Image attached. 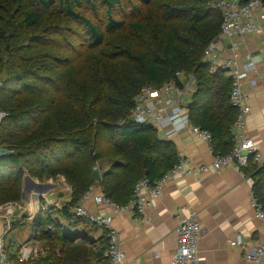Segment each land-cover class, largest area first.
Instances as JSON below:
<instances>
[{"label": "trees", "instance_id": "obj_1", "mask_svg": "<svg viewBox=\"0 0 264 264\" xmlns=\"http://www.w3.org/2000/svg\"><path fill=\"white\" fill-rule=\"evenodd\" d=\"M221 22L212 0H0V205L21 200L25 175L62 176L72 188L58 209L67 227L43 217L48 253L27 264H110L106 230L95 236L99 227L72 207L95 185L127 204L139 179L177 163L169 141L133 118L144 86L194 74L191 120L211 132L213 150L229 152L230 78L203 55ZM242 170L264 204V164Z\"/></svg>", "mask_w": 264, "mask_h": 264}, {"label": "crops", "instance_id": "obj_2", "mask_svg": "<svg viewBox=\"0 0 264 264\" xmlns=\"http://www.w3.org/2000/svg\"><path fill=\"white\" fill-rule=\"evenodd\" d=\"M221 49L226 55L231 54L232 42L224 39ZM237 52L243 62L247 54L251 55L257 67V71L243 81L242 87L244 93L248 94L251 106L244 134L256 143L263 158L262 163L257 165L261 166L264 164V31L240 38ZM158 136L164 139L162 131H158ZM167 141L172 149V152L169 151L170 155H175L165 157L166 160L169 158L167 162L172 161L173 157L174 162L188 157L192 166L201 165L210 163L216 155L222 154L221 150L212 151L205 139L189 130L180 132ZM165 152L167 153V149ZM56 178L63 182L61 190L67 201L61 205L63 206L72 198V188L64 177ZM253 185L254 181L250 176L232 165L220 172L211 170L198 176H180L166 184L161 196L140 219L134 220L127 214L114 217L113 226L119 233L124 264H171L177 249V212L184 206L195 209L201 222L198 244L199 255L202 257L200 264H256L245 259L247 251L264 241V221L256 217L250 204L251 197L255 194ZM93 187L96 193L102 192L99 185ZM27 202L31 212L24 202L26 207L22 214L17 210L9 211L15 202L0 205V237L6 239L15 257L20 256L22 245H32L31 233L34 228L27 227V223L20 219L24 213H35L36 205L31 199ZM84 205L93 213L110 211L109 207L96 204L92 198L85 200ZM66 222L61 224L63 229L68 225V221ZM96 233L99 235L101 228ZM48 250L49 247H46V255ZM34 258L33 261L40 259L36 250ZM259 264H264V258Z\"/></svg>", "mask_w": 264, "mask_h": 264}, {"label": "built area", "instance_id": "obj_3", "mask_svg": "<svg viewBox=\"0 0 264 264\" xmlns=\"http://www.w3.org/2000/svg\"><path fill=\"white\" fill-rule=\"evenodd\" d=\"M215 8L221 13V32L204 50V59L209 61L215 69L227 73L231 82L229 98L237 109V116L232 124L235 135L234 145L226 154L216 155L210 163L193 165L188 157L179 159L167 172L155 181L148 177L139 179L133 189V195L127 204H117L104 193H96L91 187L83 197L72 207L76 217L83 218L106 230L108 247L105 255L110 264H124V254L121 249L118 230L113 226L116 215L127 214L134 220L140 219L148 208L153 206L161 196L166 184L175 181L178 177L198 176L214 170L220 172L226 166L232 165L237 170L250 163L261 164L262 155L252 138L245 136L247 116L251 112L248 94L243 91V81L251 73L257 71L253 57L246 55L243 62L238 55L239 41L245 35L264 31V2L262 0H212ZM224 39L232 42V53L226 55L221 46ZM177 79L166 82L160 89L146 85L137 94L133 108V118L138 123L151 124L157 131L164 133V139L189 130L201 136L210 144L213 151L212 134L209 130L193 124L189 112V101L195 91L196 77L194 74L185 75L176 73ZM253 85L256 83L253 81ZM2 80H0V86ZM7 116L6 111L0 109V121ZM92 198L98 205H106L108 212L93 213L88 210L84 201ZM15 208L24 209L19 202ZM255 215L264 221V204L253 194L250 201ZM178 226L176 228L177 249L172 257L171 264H200L198 244L201 234V222L195 209L181 207L178 209ZM30 217V216H28ZM10 221V218H9ZM41 223V221H40ZM41 225V224H40ZM40 225L36 226L39 233ZM35 250L30 243L21 246L20 256L15 257L4 237H0V264H27L33 261ZM264 258V241H260L255 248L245 253L248 262L259 264ZM38 264H49L40 262Z\"/></svg>", "mask_w": 264, "mask_h": 264}, {"label": "rangeland", "instance_id": "obj_4", "mask_svg": "<svg viewBox=\"0 0 264 264\" xmlns=\"http://www.w3.org/2000/svg\"><path fill=\"white\" fill-rule=\"evenodd\" d=\"M97 21H100V17H95ZM9 47V45H8ZM7 76L6 72L0 74V80H4ZM1 123V122H0ZM0 154H2V147L0 146ZM63 186V182L60 181V178L56 179H44L40 180L37 178L30 177L28 175L24 176L23 179V194L22 198L19 201V204L22 205L25 209L24 202L27 204L29 199L33 201L36 205L35 213L28 215L24 213L21 216V220H24L27 223V227L33 226L32 235V246L37 251L40 258L46 257V247H49V242L41 236L43 225H40V221L46 215H50L52 218H56L60 224H66L64 218L59 214L58 209H60L64 202H67L64 199V192L61 190ZM71 200V199H70ZM68 200V201H70ZM24 201V202H23ZM9 209V208H8ZM24 209L15 208V204L9 209L10 212H15L17 210L18 213H23ZM28 210L31 212L30 207ZM30 216V217H28ZM39 227V233L36 232L37 227ZM97 236V233L94 234ZM25 237V236H24Z\"/></svg>", "mask_w": 264, "mask_h": 264}, {"label": "water", "instance_id": "obj_5", "mask_svg": "<svg viewBox=\"0 0 264 264\" xmlns=\"http://www.w3.org/2000/svg\"><path fill=\"white\" fill-rule=\"evenodd\" d=\"M189 107V105H188ZM92 178L96 181H99L101 179V174L98 170H94L93 174H92Z\"/></svg>", "mask_w": 264, "mask_h": 264}]
</instances>
